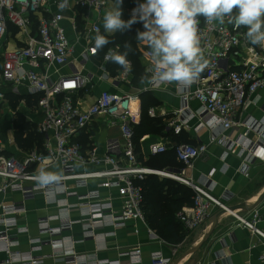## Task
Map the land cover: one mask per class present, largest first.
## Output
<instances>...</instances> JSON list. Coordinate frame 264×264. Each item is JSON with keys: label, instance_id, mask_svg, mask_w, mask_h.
Returning a JSON list of instances; mask_svg holds the SVG:
<instances>
[{"label": "built area", "instance_id": "1", "mask_svg": "<svg viewBox=\"0 0 264 264\" xmlns=\"http://www.w3.org/2000/svg\"><path fill=\"white\" fill-rule=\"evenodd\" d=\"M62 2L0 0V54L3 56L0 103L6 100L3 83H12L14 92L20 91L27 83L30 93L39 95L37 105L43 119L37 123L36 131L44 138L40 150H26L23 156L3 155L0 135V253L7 256L0 264H43L44 257H53L65 264H115L108 259H99L96 252L105 247L108 237L115 234L107 228L122 227L128 220L146 224L145 196L140 182L150 174L175 180L194 190L193 204L177 212V218L186 232L201 228L211 211L218 208L234 215L237 220L235 225H242L264 244V229L259 226L262 220L260 211L253 210L241 216L231 211L225 202L231 198L230 195L217 197L212 193L213 182L204 186L187 178L186 169L206 154V144L182 142L174 145L181 167H147L138 162L136 154L132 125L134 92L102 90L85 106L81 96L93 82L95 73L89 71L85 74L84 70L92 61L102 72L100 80L111 78L107 57L110 51L118 52L120 47L110 48L101 60H95L99 56L95 37L97 32L101 34L103 31L108 0H68V7L61 11L58 5ZM198 20L200 45L207 66L192 84H176L185 101L169 123L170 130L176 135L189 128L190 120L195 116L200 120L194 127L197 134L206 128L229 130L247 126L240 120V113L250 97L264 87V46L247 41V28H236L227 22L222 25L218 22L208 24L202 16ZM71 34L76 42L72 41ZM10 38L17 44L14 49L5 45ZM82 40H85V46L79 43ZM143 57L150 61L146 68L149 74L147 89H157L160 82L152 79L151 50H146ZM231 60L234 61L233 67ZM70 64L72 72L56 79L48 72L53 65L64 67ZM131 66L130 62V70L123 69L113 79L118 82L129 80ZM191 99L199 101V110L194 112L189 109ZM149 112L154 113L153 110ZM105 119L112 126H118L121 134L120 137L109 138L106 153L99 154L94 129L96 123ZM83 136L85 144L81 141ZM211 141L226 144L229 139L212 132ZM168 150L166 143L150 146L152 155ZM34 162L37 166L31 168ZM53 167L60 168V185L52 191L40 188L34 179L38 170ZM92 180H97L99 186L120 190L119 210L114 208L112 196L105 197L98 188L89 189ZM82 189L85 190L80 191ZM11 192H20L22 199H4ZM37 195H41L49 206H54L56 212L37 219L39 235L29 238V252H20L16 250L20 245V234L28 233V228L19 226L17 216L27 211V202ZM74 209L79 212L78 217H74ZM76 224H80L83 230L79 240L70 234ZM66 238L70 240L68 244ZM87 240H95L97 249L92 253L78 252L77 242ZM45 245L51 247L50 255L39 254ZM123 254L128 257L129 264L142 262L139 247L128 249ZM260 260L264 262V253ZM171 262L172 258L155 254L151 264Z\"/></svg>", "mask_w": 264, "mask_h": 264}, {"label": "crops", "instance_id": "2", "mask_svg": "<svg viewBox=\"0 0 264 264\" xmlns=\"http://www.w3.org/2000/svg\"><path fill=\"white\" fill-rule=\"evenodd\" d=\"M140 1L142 3L145 2V0ZM115 6L116 3L114 1L108 0L105 13ZM92 16L94 18L95 14L93 13ZM12 32L14 34V30H12ZM105 34L114 35L106 32ZM70 37L73 42H76L73 35ZM79 43L83 46L86 45L85 40L79 41ZM80 44H78V49L81 48ZM5 45L10 49L17 47L15 40L12 38L8 39ZM140 48L142 51L140 57L141 62L145 68H147L150 61L144 58L143 54L146 50L150 49L148 42H142ZM95 60L98 62L101 60V56L99 55ZM230 64L231 67H233L234 61L231 60ZM93 65L92 61L89 62L84 73L87 74L89 71L94 73L92 71ZM72 70L71 64L64 67L53 65L48 72H50L53 79H56L60 75L69 74ZM122 70L123 68L119 69L115 74L110 71L111 78L105 79V81L99 79L101 74H95L93 82L83 90L84 94L81 96L85 106H88L94 97L102 90L134 92L136 94V98L132 104V125L134 132L135 130L137 132L138 127L142 123L145 125L148 123L145 117L152 118L156 123L160 122L159 126H164L163 131L165 132V134L147 132L141 135L139 143L143 161L147 164L149 163L152 156L150 146L154 143H166L169 149H173L174 145L178 142L206 144V154L196 159L192 167L186 169L185 173L187 178L204 186L213 182L212 193L214 195L217 197L231 196V198L225 200L229 207L239 204L249 205L256 202L254 207L250 210L236 209L235 212L241 216H246L253 210L260 211L262 220L259 226L264 229V198L258 202V199L264 193V87L250 97L247 106L240 113V120L249 128H247V126L233 127L229 130H224L221 127H216L214 129L206 128L197 134L194 131V127L198 125L200 120L198 116H195L190 120L189 128H185L181 134L176 135L170 130L169 123L176 117V111L185 105L182 94H180L176 88V83H160L157 89H147L149 84L147 69H145L147 78L140 84L133 83V75L130 76L129 80L123 82H118L113 79V76L118 75ZM12 87H10L9 90H5V92H14ZM143 92L145 94H151L156 98V103L148 105L146 110L142 104ZM14 93L16 95H35L30 93L27 83L22 86L20 91ZM188 106L189 109L194 112L200 109V103L196 99H191ZM150 110H153L154 113L151 114L149 112ZM17 112H23L26 119L31 122V124H34L35 127H37V123L43 119V114L38 108L37 101L34 106L29 107L27 102L22 100L17 108L11 106L7 98L0 103V135L3 141L2 151H7L9 155L23 156L26 150L22 149L15 139L16 129L14 121L17 118ZM148 125H152L151 122ZM94 130L99 154L106 153V144L109 138L120 137L121 134L119 127L112 126L106 119L105 121L102 120L100 123H96ZM212 132L224 135L229 139L228 143L221 144L218 141L212 142ZM81 141L84 144L86 143L85 136L82 137ZM252 151H254V155ZM144 166L149 167V165ZM47 171L58 173L60 168L53 167L47 169ZM96 188H98L105 197H113L114 208L116 210L121 208V200L118 198L119 189L102 187L101 185L99 186L97 180H92L89 183V189ZM84 190L85 189H82L80 191ZM4 199L21 200L22 194L20 192H11L8 193ZM26 205L27 211L17 216L19 226H27L28 228V233L20 234V245L16 248V250L20 252H29L31 249L29 238L39 235L37 219L56 212L55 207L49 206L41 195H37L34 200H30ZM220 211L221 210L218 208L213 209L205 224L197 230L186 232L185 238L178 244H170L164 241L155 230L148 226L147 221L146 224H144L141 221L128 220L122 227L107 228V230H113L115 234L105 240V247L97 250L96 256L99 259H108L115 264H129L128 257L123 253L128 249L139 247L141 249L142 258L140 264H151L152 257L155 254H161L164 257L172 258L170 264L176 262H178V264H264V262L260 260V256L264 253V244L259 238L252 236L251 232L242 225H235L234 223L237 220L235 216L229 212L221 215L214 233L202 244L200 249L188 253L200 244L203 236L210 230L216 215ZM73 215L74 217H78L79 212L74 209ZM53 225H57V222H53ZM82 232L81 225L76 224L70 234L74 236L75 239L79 240L82 237ZM43 239H47V237L43 236ZM65 241L66 244L70 242L68 238H66ZM96 247L97 242L95 240L81 241L76 244V250L78 252L92 253L97 249ZM51 251V247L45 245L39 254L46 256L50 255ZM173 251H175L174 255ZM6 257L5 253H0V262L6 259ZM43 264L65 263L60 260H55L53 257H44Z\"/></svg>", "mask_w": 264, "mask_h": 264}, {"label": "clouds", "instance_id": "3", "mask_svg": "<svg viewBox=\"0 0 264 264\" xmlns=\"http://www.w3.org/2000/svg\"><path fill=\"white\" fill-rule=\"evenodd\" d=\"M123 0L103 16L104 30L108 34L124 32L134 23H143L144 31L136 38L147 41L151 49L152 79L160 83H176L188 86L207 66L204 50L200 45L199 17L212 24L234 25L247 28L245 37L252 45L264 46V0H145L132 10L131 19H122ZM61 11L68 7V0L58 5ZM109 39L99 34L95 37V48L102 50ZM111 62L130 70L127 52L110 51ZM42 189L54 190L60 185L59 173L38 170L34 177Z\"/></svg>", "mask_w": 264, "mask_h": 264}, {"label": "trees", "instance_id": "4", "mask_svg": "<svg viewBox=\"0 0 264 264\" xmlns=\"http://www.w3.org/2000/svg\"><path fill=\"white\" fill-rule=\"evenodd\" d=\"M112 1L116 3V0ZM139 3L142 2L140 0H123L121 5V18L125 21L131 19L132 10L137 7ZM144 30L143 23L137 22L124 32H117L114 35L105 34L104 36L109 39L110 43L100 50V52L104 54L110 47L119 45V53L127 52V60L132 64V81L136 84H140L147 78L146 68L140 59L142 55L140 44L144 41H140L136 38L137 33ZM107 67L114 74L122 68L120 65L111 61L107 63ZM6 98L9 104L14 108H17L22 100H25L29 107H32L36 101L38 103L39 95H16L14 92L8 91L6 93ZM155 103L156 98L153 95L143 92L142 104L145 110L148 105ZM145 119L148 123H146V125L142 123L138 127L137 132L136 130L134 132L138 162L142 165H149V167L155 169L181 167L182 164L177 160L174 147L165 153L152 155L148 164L143 161L139 143L141 135L147 132L165 134L163 131L164 126H159L160 122L156 123L149 117H145ZM150 122L152 125H148ZM14 126L16 129L15 139L22 149H42L44 140L43 135L36 131L34 124H31V122L26 119L23 112H17ZM1 154L9 155L7 151H2ZM140 184L144 189L145 199L143 208L148 226L155 230L159 237L170 244H178L181 242L186 236V230L178 220L177 212L183 207L193 204L194 190L175 180L168 178L161 179V177L154 174L147 175Z\"/></svg>", "mask_w": 264, "mask_h": 264}, {"label": "water", "instance_id": "5", "mask_svg": "<svg viewBox=\"0 0 264 264\" xmlns=\"http://www.w3.org/2000/svg\"><path fill=\"white\" fill-rule=\"evenodd\" d=\"M36 166H37V163L34 162V163L31 164L30 167H31V168H35ZM263 198H264V193H263L262 196L258 199V202L261 201ZM255 204H256V202L253 203V204H249V205H247V204H239V205H235V206L230 207V210H231V211H235L236 209L250 210L252 207H254ZM224 213H226V211L223 210V211H220V212L216 215V217H215V219H214V221H213V224H212L210 230H209V231L203 236L202 241L200 242V244H198V246H196L194 249H192V250L189 251L188 253H192V252H195L196 250L200 249V247L202 246V244H203L207 239H209V238L212 236V234L214 233L215 228H216V226H217V223H218V221H219V218H220L221 215H223ZM174 264H178V262H176V263H174Z\"/></svg>", "mask_w": 264, "mask_h": 264}, {"label": "rangeland", "instance_id": "6", "mask_svg": "<svg viewBox=\"0 0 264 264\" xmlns=\"http://www.w3.org/2000/svg\"><path fill=\"white\" fill-rule=\"evenodd\" d=\"M101 35H105V30H103V32L101 33ZM99 55L102 57V53L100 52V50H99ZM2 58H3V56H2V54H0V71L2 70L1 69V63H2ZM92 71L95 73V74H97V75H99V74H101L102 72L98 69V68H96L94 65L92 66ZM12 83H9V82H5V83H3V89L4 90H9V88L10 87H12ZM2 117V116H1ZM4 118V117H3ZM160 177V176H159ZM161 179H163L162 177H161Z\"/></svg>", "mask_w": 264, "mask_h": 264}]
</instances>
